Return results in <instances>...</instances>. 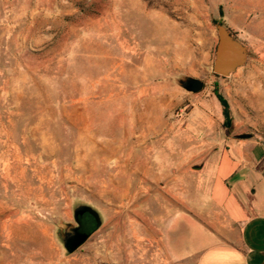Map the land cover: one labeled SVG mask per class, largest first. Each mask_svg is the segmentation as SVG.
I'll list each match as a JSON object with an SVG mask.
<instances>
[{"label": "rangeland", "instance_id": "374dc122", "mask_svg": "<svg viewBox=\"0 0 264 264\" xmlns=\"http://www.w3.org/2000/svg\"><path fill=\"white\" fill-rule=\"evenodd\" d=\"M218 20L250 48L237 78L212 71ZM186 76L204 82L198 96ZM215 85L264 145V0H0V264H98L96 231L71 254L57 235L75 203L115 226L142 169L193 158L152 152L245 137L171 135Z\"/></svg>", "mask_w": 264, "mask_h": 264}, {"label": "crops", "instance_id": "0c3cea01", "mask_svg": "<svg viewBox=\"0 0 264 264\" xmlns=\"http://www.w3.org/2000/svg\"><path fill=\"white\" fill-rule=\"evenodd\" d=\"M254 91L262 100L263 87ZM195 99L184 127L171 135L245 137L227 136L215 147L152 152L193 158L188 164L157 159L142 169L139 192L125 212L117 211L127 220L96 229L98 264H117L120 256L123 264H264V145L238 123L225 132L216 98ZM202 154L209 158L198 167L194 157ZM137 201L146 204L140 213L133 207ZM152 203L165 210L155 218L147 206Z\"/></svg>", "mask_w": 264, "mask_h": 264}, {"label": "water", "instance_id": "95a60500", "mask_svg": "<svg viewBox=\"0 0 264 264\" xmlns=\"http://www.w3.org/2000/svg\"><path fill=\"white\" fill-rule=\"evenodd\" d=\"M214 27L218 42L212 71L221 77H230L236 69L246 65L250 57V48L224 21H214ZM178 82L185 90L193 93L201 91L204 87V82L201 79L189 76L178 79ZM80 215L85 216V219L90 223L81 227L67 223L64 229H59L57 232L68 254L80 248L102 225V217L99 211L87 203L77 202L73 205L74 220Z\"/></svg>", "mask_w": 264, "mask_h": 264}, {"label": "trees", "instance_id": "16d2710c", "mask_svg": "<svg viewBox=\"0 0 264 264\" xmlns=\"http://www.w3.org/2000/svg\"><path fill=\"white\" fill-rule=\"evenodd\" d=\"M218 21H221V20H218ZM215 76L221 77L217 74H215ZM214 94L222 107L223 127L227 130H230L232 127V121H233V114H232L230 103L228 99L220 92L217 85H215Z\"/></svg>", "mask_w": 264, "mask_h": 264}, {"label": "flooded vegetation", "instance_id": "af4514ba", "mask_svg": "<svg viewBox=\"0 0 264 264\" xmlns=\"http://www.w3.org/2000/svg\"><path fill=\"white\" fill-rule=\"evenodd\" d=\"M74 221H75V223L73 225L79 226V227L83 226L84 224L90 223V221H87L85 219V216H81V215L78 216L77 219Z\"/></svg>", "mask_w": 264, "mask_h": 264}]
</instances>
